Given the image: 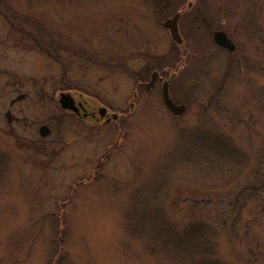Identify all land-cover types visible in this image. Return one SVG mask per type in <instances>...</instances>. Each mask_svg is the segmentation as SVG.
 I'll return each mask as SVG.
<instances>
[{"label":"rangeland","instance_id":"1","mask_svg":"<svg viewBox=\"0 0 264 264\" xmlns=\"http://www.w3.org/2000/svg\"><path fill=\"white\" fill-rule=\"evenodd\" d=\"M190 1L0 0V264H196V252L167 249L165 230L164 250L153 226L138 238L143 206L165 209L174 235L192 223L214 229L221 263L264 264L257 204L242 206L229 177L202 170L219 133L245 159L264 146V0H198L211 27L196 32ZM178 9L183 41L164 25ZM222 27L233 53L214 43ZM160 65L186 105L180 115L150 81ZM66 90L118 116L74 117L59 102ZM22 94L24 114L11 105ZM243 165L230 172L249 186L256 172Z\"/></svg>","mask_w":264,"mask_h":264},{"label":"trees","instance_id":"2","mask_svg":"<svg viewBox=\"0 0 264 264\" xmlns=\"http://www.w3.org/2000/svg\"><path fill=\"white\" fill-rule=\"evenodd\" d=\"M183 1H187V0H183ZM6 6L8 8V4H6ZM178 10L180 11L181 9ZM175 62L176 59L172 63ZM165 64H168V62H166ZM160 66L156 68L161 71L163 66L162 65ZM221 135L223 134L219 133L218 137L214 139V142L216 144L213 146V148H211V152H210L211 162L207 163L210 165H204L205 167H203L202 170L213 173L218 181H220L219 178H221V180L224 181L227 177H229L228 179H226L225 183L228 184L233 182V184H236L237 187L239 188L238 189L239 193L237 194L236 200L241 202L242 206H246V207L249 204H254L253 202H255V204H257V209L253 210L250 215L254 217L264 215V146H259L258 147L259 149L257 150L256 154H254L251 158L245 159L246 157L244 152L241 150V147H239L238 144H236L237 142L239 143V141H237L234 137L230 135L229 136L227 135L221 136ZM221 138H226L227 140H229L231 142V145L222 144ZM243 162L245 163L246 168L248 167L251 170L254 169L256 172V174L253 173V175L255 174V177L253 176L254 178L252 179V183L249 186H247V184H249L250 182L243 184L242 178L240 180H235L234 177H239L240 174L231 175V173L234 172H230L231 169L233 171L236 170L235 169L236 163H239V166H244ZM258 183L261 184L258 185L259 192L257 193L255 189L257 188ZM133 215L138 222V224L135 226L136 228H138L137 230H135V233L138 236V238H145L143 232L141 231L140 233L139 230L140 228L145 229L146 228L145 226L148 224L149 226L148 231H150L151 226H153L155 230H152L153 236L151 237V240H153L156 237V241H157V237H158L159 238L158 247H161L162 250L165 249V240H163V238L160 237L161 234L160 232L162 230H165L164 233L169 232L168 234L169 236H171V242L167 243V249L173 251L177 259L183 258L180 255L191 256L192 258V255L190 254L196 252V255L194 254L193 260H191L192 263L225 264L219 262L218 259L213 258L216 250V247L214 245V240H212L211 238L216 233L214 229L207 228L205 227V225L203 226L200 223H192L185 226L181 233L178 232L179 234L174 235L176 233H174V230L170 229L171 225L167 223L169 218L168 213L161 206L157 209L149 208L147 206L136 208V211L135 213H133ZM149 221L151 225H149ZM188 262H190V260ZM249 263L257 264L258 261L249 262Z\"/></svg>","mask_w":264,"mask_h":264},{"label":"flooded vegetation","instance_id":"3","mask_svg":"<svg viewBox=\"0 0 264 264\" xmlns=\"http://www.w3.org/2000/svg\"><path fill=\"white\" fill-rule=\"evenodd\" d=\"M197 2H199L198 0H194V1H190L189 2V6L191 8H194V15H193V23H194V27H195V32H196V29H200V27H211V23L210 22H207V20L205 18H203L202 16H200L201 12H200V7L197 6L196 8V4ZM196 9H197V15H196ZM178 13V12H177ZM180 13V16H179V19H178V30H179V34H181L180 32V20H181V16H182V12L179 11ZM175 15V14H174ZM173 15V16H174ZM172 18V17H171ZM202 19V23L199 24L198 26H196V19ZM248 25H252L251 28H254L256 27L257 29V35H259V32L261 33L262 31V28L260 27V24H256L255 21H253V17L251 19V24H248ZM247 25V26H248ZM256 25V26H255ZM197 27V28H196ZM249 27V26H248ZM211 29V28H210ZM224 31L227 36L233 41V37L230 36V34H228L227 30L225 29V27H222L219 28V29H215L213 31V40H214V43L222 50V51H228V52H234V51H231L229 50L228 48L226 47H223V46H220L219 44L216 43L215 41V38H214V35H215V32L216 31ZM180 38H181V41L182 40V35H180ZM234 42V41H233ZM234 44L236 45V43L234 42ZM195 49H196V46H195ZM236 49H237V45H236ZM211 54V51H209V53L207 54V60L205 61V63H208V59L209 56ZM208 69V66L205 67V70ZM151 83L152 84H158V82H162V89H163V86L165 84V82L168 81V85H169V90L171 92V89H172V86H173V83H172V79L171 78H167L164 76V74L158 70V71H155L153 72L152 76H151V79H150ZM149 83H146V87L147 88H150L148 86ZM62 92H69L71 93L72 97H73V100H72V107H76L75 109H66L72 116L74 117H78V118H81L83 121L85 122H99V121H103V122H110L111 120L107 121L108 118H110L112 115L107 111V113L102 116L99 112V108L100 107H105V106H102V105H99L97 104L91 97H89L88 95H84L83 93H77L78 91H75L72 93V91H69V90H66V91H60V93ZM171 98L174 100V102L177 104V105H182L183 103H179L177 102L172 96ZM25 97H24V94L22 95H19L18 97H15L11 100V105L13 106L14 104H16L17 101L20 102L19 106H16V107H21L20 108V112L19 113H23L24 114V108L25 107L22 102L25 101ZM55 100H56V97H55ZM36 103V102H35ZM185 105V104H184ZM6 107V106H4ZM14 107V106H13ZM62 107V106H61ZM65 109V108H64ZM16 118H18V116H16ZM42 125H47L48 128H49V132L48 133H51L52 132V128L51 126L47 123V122H44L40 125L39 127V133H40V129H41V126ZM41 134V133H40Z\"/></svg>","mask_w":264,"mask_h":264},{"label":"water","instance_id":"4","mask_svg":"<svg viewBox=\"0 0 264 264\" xmlns=\"http://www.w3.org/2000/svg\"><path fill=\"white\" fill-rule=\"evenodd\" d=\"M180 13H176L172 18L165 21L164 25L168 27L173 35V37L176 40L181 41L179 30H178V19H179ZM215 41L220 46L226 47L231 51H234L236 49V45L234 42L227 36V34L224 31H216L214 35ZM148 86H150L148 84ZM163 99L167 106V108L172 111L173 113L180 115L182 114L185 109L186 105H177L174 100L171 98L170 90L168 81L165 82L163 86ZM72 100L73 97L71 93L69 92H62L59 96V102L61 106L65 109H75L76 107H72ZM76 110V109H75ZM108 111L107 107H100L99 112L102 116H104ZM118 114L114 113L112 117L108 118L107 121L111 120L112 118H116ZM49 132V128L47 125H42L40 129V133L42 136H46Z\"/></svg>","mask_w":264,"mask_h":264}]
</instances>
